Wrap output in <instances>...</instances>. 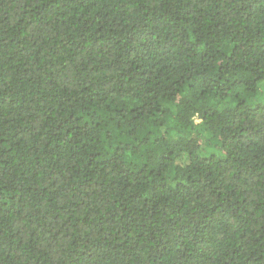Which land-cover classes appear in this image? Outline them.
I'll return each instance as SVG.
<instances>
[{
  "label": "trees",
  "instance_id": "16d2710c",
  "mask_svg": "<svg viewBox=\"0 0 264 264\" xmlns=\"http://www.w3.org/2000/svg\"><path fill=\"white\" fill-rule=\"evenodd\" d=\"M0 264H264V0H0Z\"/></svg>",
  "mask_w": 264,
  "mask_h": 264
}]
</instances>
